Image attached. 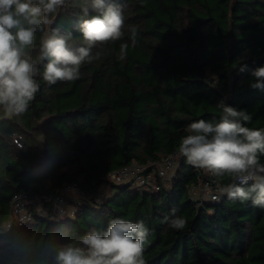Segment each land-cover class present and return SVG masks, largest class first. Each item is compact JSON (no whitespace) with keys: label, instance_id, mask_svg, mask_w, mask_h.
Here are the masks:
<instances>
[{"label":"trees","instance_id":"trees-1","mask_svg":"<svg viewBox=\"0 0 264 264\" xmlns=\"http://www.w3.org/2000/svg\"><path fill=\"white\" fill-rule=\"evenodd\" d=\"M108 2L124 13V40L94 48L100 59L83 65L76 81L49 86L38 78L28 111L0 120V228L15 193L54 196L74 181L91 194L111 171L177 151L188 124L219 119L220 101L246 109L249 127L264 128V91L250 86L251 69L264 66V0ZM85 3L65 0L53 24L71 31L77 46ZM130 26L138 30L134 48ZM124 42L127 58L119 61ZM244 64L249 71L240 72ZM202 178L229 182L200 175L180 156L174 181L160 190L112 183L107 198L79 205L73 215H60L53 202L46 213L33 208L31 221L0 234V264H50L51 244L106 229L117 217L150 230L146 264H264V210L226 195L198 205L190 187ZM173 208L187 221L182 230L161 222Z\"/></svg>","mask_w":264,"mask_h":264},{"label":"clouds","instance_id":"clouds-1","mask_svg":"<svg viewBox=\"0 0 264 264\" xmlns=\"http://www.w3.org/2000/svg\"><path fill=\"white\" fill-rule=\"evenodd\" d=\"M65 0H0V120L24 115L40 91L38 78L49 86L81 78V67L100 59L98 46L124 40L125 16L120 6L108 0H86L78 14V31L83 44L70 43L71 31L53 26ZM131 47H136L138 30L127 28ZM40 33L38 47L37 34ZM129 43L119 46L117 59L127 58ZM34 53V54H33ZM240 72L249 71L246 64ZM251 87L264 91V66L251 69ZM219 119H199L185 128L177 154L185 162L229 182L220 187L222 196L241 202L251 201L264 210V128L248 124L246 109L225 104ZM173 208L162 223L182 230L187 221ZM150 230L142 222L125 218L110 219L106 229L92 228L74 234L67 243H53L50 264H146L145 243Z\"/></svg>","mask_w":264,"mask_h":264},{"label":"built area","instance_id":"built-area-1","mask_svg":"<svg viewBox=\"0 0 264 264\" xmlns=\"http://www.w3.org/2000/svg\"><path fill=\"white\" fill-rule=\"evenodd\" d=\"M180 156L177 151L158 160L148 163L132 162L120 169L111 171L106 176L100 186L91 194H88L77 182H67L59 188L56 195L31 193L26 191L17 192L13 195L10 203V218L0 228V234L8 231L13 226H21L33 218V208L38 210V206H47L54 203L57 212L60 215H73L79 205L95 201L102 202L110 195V185L130 183L135 186L160 190L163 186L172 184L176 177ZM201 175L204 170L197 169ZM224 186L220 182H213L210 179H200V182L192 184L190 187L191 198L198 205L213 202L221 199L220 187ZM109 189V192H108ZM74 198V199H70ZM38 204V206H37Z\"/></svg>","mask_w":264,"mask_h":264},{"label":"rangeland","instance_id":"rangeland-1","mask_svg":"<svg viewBox=\"0 0 264 264\" xmlns=\"http://www.w3.org/2000/svg\"><path fill=\"white\" fill-rule=\"evenodd\" d=\"M108 192H109V189H108ZM70 199H74V198H70ZM37 206H38V204H37ZM37 208H38V210H40V211H42L44 213H46L48 211V209L46 208V206L44 207L41 204Z\"/></svg>","mask_w":264,"mask_h":264}]
</instances>
